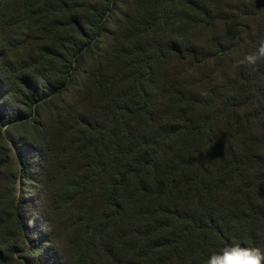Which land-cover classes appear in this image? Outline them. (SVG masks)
Returning a JSON list of instances; mask_svg holds the SVG:
<instances>
[{
  "label": "trees",
  "instance_id": "1",
  "mask_svg": "<svg viewBox=\"0 0 264 264\" xmlns=\"http://www.w3.org/2000/svg\"><path fill=\"white\" fill-rule=\"evenodd\" d=\"M122 3L0 0V264L264 252V157L233 144L264 127V63L223 67L264 0H129L102 49Z\"/></svg>",
  "mask_w": 264,
  "mask_h": 264
},
{
  "label": "rangeland",
  "instance_id": "2",
  "mask_svg": "<svg viewBox=\"0 0 264 264\" xmlns=\"http://www.w3.org/2000/svg\"><path fill=\"white\" fill-rule=\"evenodd\" d=\"M129 3V0H123L122 4H119L118 7L113 11V13L111 14L110 18L108 19V22L106 24V30L107 33L103 34L101 37V45H102V49H105L110 41H111V36L109 33H111L112 31L115 30L116 25L119 21V26L121 25V22L124 18V15L126 14L127 11V4ZM264 16V14L262 15ZM254 27V32H253V36L256 39V42L254 44H250L249 47H247V49H244V51H246V53L244 54L242 51L239 52L237 50H234L232 52V55L229 56V60L226 61L223 65L224 66H228V68L226 69V75H232V68L233 65L239 60L240 55L242 56H246L248 54H251L253 52H255L259 46V42L261 39H264V17L258 21L255 25H253ZM226 33V28L224 26H222L219 30H218V35L220 37H223V35ZM246 48V47H245ZM264 63V61H262ZM91 64V59L88 56L84 57V70L87 69ZM164 69V74L165 75H171V76H175L177 78L182 77L181 80H185V81H190L191 79L188 78V76L190 75H194L198 74L200 76H202L203 73H206L207 70L209 71V69H205V70H196V72L192 71L188 65L187 62H183L177 58H172L170 59ZM84 77V76H82ZM76 83L73 84V86ZM72 92L69 93V95L66 98H70L72 96ZM248 137V138H247ZM264 140V127H252L251 132H249V134H247L244 138L241 137V139L239 140H234L233 144L235 146V149L237 152H241V153H248V152H256L258 153L260 156L264 157V143H261V141ZM221 141L223 142V135H222V139ZM226 142L222 145V147H219L220 151L225 150L226 148ZM260 176L264 177V170L261 169L260 172ZM18 187L20 188V186L18 185ZM264 204V202H262ZM21 246L23 247V249H25V251L23 252H19L17 253V256L22 257L23 255L26 254L28 248H29V244L28 243H21Z\"/></svg>",
  "mask_w": 264,
  "mask_h": 264
},
{
  "label": "clouds",
  "instance_id": "3",
  "mask_svg": "<svg viewBox=\"0 0 264 264\" xmlns=\"http://www.w3.org/2000/svg\"><path fill=\"white\" fill-rule=\"evenodd\" d=\"M264 61V39H261L257 50L238 60L233 67L256 65ZM206 264H264V252L259 248L245 247L239 243L225 245L219 252H213Z\"/></svg>",
  "mask_w": 264,
  "mask_h": 264
}]
</instances>
